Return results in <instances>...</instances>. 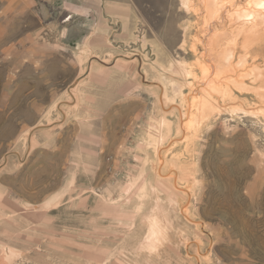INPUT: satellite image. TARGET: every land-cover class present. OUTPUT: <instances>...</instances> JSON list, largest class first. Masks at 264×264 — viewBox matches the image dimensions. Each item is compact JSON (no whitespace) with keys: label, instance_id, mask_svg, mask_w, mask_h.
Listing matches in <instances>:
<instances>
[{"label":"rangeland","instance_id":"obj_1","mask_svg":"<svg viewBox=\"0 0 264 264\" xmlns=\"http://www.w3.org/2000/svg\"><path fill=\"white\" fill-rule=\"evenodd\" d=\"M0 264H264V0H0Z\"/></svg>","mask_w":264,"mask_h":264}]
</instances>
